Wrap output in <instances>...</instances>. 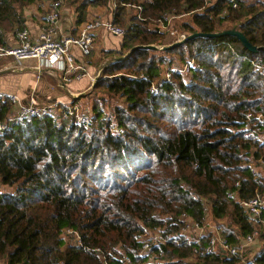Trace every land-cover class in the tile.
Returning <instances> with one entry per match:
<instances>
[{"label":"trees","instance_id":"16d2710c","mask_svg":"<svg viewBox=\"0 0 264 264\" xmlns=\"http://www.w3.org/2000/svg\"><path fill=\"white\" fill-rule=\"evenodd\" d=\"M40 1L0 0L1 43L7 45V27L26 28V10ZM63 1L77 8L82 24L88 8H108L113 0ZM114 2L113 21L125 29L118 58L162 45L161 26L174 15V27L188 36L239 27L264 47V0H241L237 9L227 0ZM193 59L189 75L176 72L164 82L168 68ZM257 65H264V50L251 53L233 37L139 49L104 68L96 82L94 92L104 99L124 100L105 123L98 106L92 130L54 116L9 123L0 134V186L15 192L0 193V263L241 264L199 257L196 245L143 251L154 233L179 235L187 219L204 224L209 214L233 244L259 230L264 246V211L254 219L243 205L264 196V177L251 166L264 162V144L244 131L248 115L264 116ZM14 111L0 101V123ZM93 120L102 123L94 127Z\"/></svg>","mask_w":264,"mask_h":264},{"label":"built area","instance_id":"2783aa9c","mask_svg":"<svg viewBox=\"0 0 264 264\" xmlns=\"http://www.w3.org/2000/svg\"><path fill=\"white\" fill-rule=\"evenodd\" d=\"M122 1V0H121ZM213 2V0H205ZM234 9L239 7L241 0H227ZM42 7H46V28L42 29L38 36L32 37L28 29L19 31L17 41L14 46H8L0 42V62L4 59L9 60L12 71L24 70V64L35 61L34 70L38 73L43 72L42 64L49 66L64 65V77L61 79L65 85H72L89 79L94 82L96 77H91L87 71L85 64L94 43L95 37L100 32L112 37L123 39L125 37V29L114 23L113 19L96 18L86 22L79 28L77 34L69 35L63 38L56 37L57 24L60 21L61 11L63 8V0H41ZM136 8L141 12V6H129ZM117 8L116 6L114 7ZM180 18L178 16H168L167 24L163 23L161 28L171 37V44L184 41L188 35L179 31L174 27L175 21ZM239 29V27H237ZM78 49L82 63H78L72 55L73 49ZM195 65V60H191L182 68H168L164 74V82H169L172 74L179 72L184 75L191 73V67ZM258 70L264 76V65H257ZM163 82V83H164ZM153 85L152 91L158 90L163 85ZM9 100L15 107L14 113L5 121L0 123V134L6 130L9 123L23 121L24 119L54 116L60 121H72L78 126L88 130L92 126V118L81 112L78 106L53 103L48 105H39L31 102L24 104L15 95L0 92V101ZM248 124L244 131L252 138L264 144V116L262 114L248 115ZM248 214L252 218H259L264 211V196L258 195L254 199L243 204ZM186 226L182 228L179 235L155 234L144 246V251L149 252L153 247L162 248L161 245L175 244L188 245L197 247L194 252L199 257L222 255L230 259H241V264H256L257 260L264 255V246L260 244V231L257 230L253 235L242 238L238 245L233 244L230 240L220 233L210 234L207 232L206 224L195 223L192 220H186ZM195 230V232H193ZM191 232V233H189ZM258 247V248H257ZM257 248V249H255ZM1 264V263H0Z\"/></svg>","mask_w":264,"mask_h":264},{"label":"crops","instance_id":"0c3cea01","mask_svg":"<svg viewBox=\"0 0 264 264\" xmlns=\"http://www.w3.org/2000/svg\"><path fill=\"white\" fill-rule=\"evenodd\" d=\"M115 6L116 4L113 0L110 2L108 8L90 7L87 10L88 13L86 21L79 24L77 8L64 2L60 21L57 24L56 37L63 38L69 35L77 34L79 31L78 29L81 28L83 24L96 18L114 20L117 9L114 8ZM29 10L30 11L26 14L25 29H28L32 37L35 38L39 35L42 29L47 26L46 16L48 9L46 7H42L41 2H38L29 7ZM108 40H110L111 43L107 42L106 44V41ZM120 40L121 39L104 34L103 32L96 35L94 46L87 57V63L85 64V67L91 77L99 79V75L102 70L107 67L106 65L113 61V59L118 58L115 54L120 51ZM16 41L17 36L6 37L8 46H14ZM72 55L78 63L83 62V58L81 57L78 49H73ZM42 68L43 72L45 71L44 73L51 71L59 76H62L64 73V65L51 67L45 63L42 64ZM11 69L12 64L9 60L4 59L0 62V92L17 96L24 104L34 102L39 105H47V103L51 104L55 101L65 102L67 100L73 101L75 99H77L75 102H78L81 96H84L81 94H84L83 92H86L88 89L93 87V83L89 79H85L72 85H65L62 83L68 88L64 87V89H62V96L53 97L54 94H57V89H55L53 84H51L47 77L43 75V72L40 74L31 66H26L24 70L16 72ZM45 75L54 77L49 74Z\"/></svg>","mask_w":264,"mask_h":264},{"label":"rangeland","instance_id":"374dc122","mask_svg":"<svg viewBox=\"0 0 264 264\" xmlns=\"http://www.w3.org/2000/svg\"><path fill=\"white\" fill-rule=\"evenodd\" d=\"M245 1H248V3H256L258 0H245ZM26 11H27L26 12V14H27L28 11H30V10L28 9ZM127 13H128V17L126 16V20L128 21L130 19V17H132L134 15V11L131 9V10H128ZM186 19H188V18H184V21ZM127 25L128 24L124 23L123 27L127 29ZM7 30H8L7 37H9V36L14 37V36H17L19 33V30L16 27H7ZM107 42L111 43L110 40L106 41V44H107ZM123 42H125V40L124 41L120 40L119 45H122ZM170 43H171V37L167 36V38L161 43L162 45H158V46L159 47L160 46L161 47L167 46V45H170ZM89 61H90V59H89ZM177 64H178V66L176 65V67H173V68H180V66L186 65V64L181 65L182 63L181 64L177 63ZM35 65H36L35 61H30V62L25 63L23 66H24V68H26V66L27 67L31 66L32 68H34ZM12 66L15 67V65H13V64H12ZM54 66H58V65H53L51 67H54ZM101 73L99 76L102 75ZM45 74H49V75H52L54 77H51V76H48ZM43 75L45 77H47L48 81L51 84H53L55 89H57L56 90L57 94H54L53 97L62 96V94H63L62 89H64V87H66L64 84H62V81H61V79H63V77H64V73L62 76L61 75L59 76V75H56L55 73H53L51 71H48L47 73H44ZM66 88H68V87H66ZM94 90L95 89H93V87H91L90 89H88V91L83 92L84 94H81V95H84V96H81V98L75 104H77L79 106L82 113L89 115L92 119H94L96 117V115L94 113V106L95 107L98 106V109L103 110L104 117H102V120H104V123H105L106 118L112 116V114L114 113L116 106H123L124 105V100L119 99V98H111V96H106V95H105V99H104V97H103L104 94H102L101 92H96V91L94 92ZM102 97H103V99H101ZM55 102H57V101H55ZM59 103H67V105H71L72 100H67L65 102H59ZM97 113H98V111H97ZM93 123H94V127H95L98 125V123L100 124L102 122H101V120L99 122L93 120ZM92 129H93V127L91 128V130ZM91 130H89V131H91ZM251 166H252V169L255 171V173H260L264 177V162L263 161L253 163ZM14 192H15V188L5 187L3 185L0 186V193H7V194L11 193L12 194ZM205 224L207 226V232H209L210 234H213V233H215V234L220 233L221 234V230L219 229L220 223L216 222L210 214L207 217ZM193 232H195V230ZM189 233H191V232H189ZM150 235H151V233L149 234V236ZM257 248H255V249H257ZM153 263L155 264L156 262H153ZM1 264H3V263H1Z\"/></svg>","mask_w":264,"mask_h":264},{"label":"water","instance_id":"95a60500","mask_svg":"<svg viewBox=\"0 0 264 264\" xmlns=\"http://www.w3.org/2000/svg\"><path fill=\"white\" fill-rule=\"evenodd\" d=\"M223 37H233L238 39L242 46L248 50L251 53L257 54L259 53L261 50H264V47H256L254 45H252L248 39L245 37V35L241 32V30L237 29V28H233V29H229V30H224V31H220L217 33H212V34H204V33H195L192 34L190 36H188L184 41L182 42H178V43H174V44H170L167 46H155V45H149V46H138L135 47L133 50H131L126 56H124L123 58H116L113 59V61L109 62L106 66L110 65L111 63H115V62H120V61H124L127 58H129L134 52H136L139 49H147V50H152V51H157V50H171L174 49L176 47H180L183 46L195 39L198 38H208V39H218V38H223ZM99 79H96V82H98ZM96 83L93 85V89L95 88Z\"/></svg>","mask_w":264,"mask_h":264},{"label":"bare ground","instance_id":"6f19581e","mask_svg":"<svg viewBox=\"0 0 264 264\" xmlns=\"http://www.w3.org/2000/svg\"><path fill=\"white\" fill-rule=\"evenodd\" d=\"M92 82V81H91ZM93 84H95L96 83V80L94 81V82H92ZM21 100V99H20ZM23 103V102H22ZM54 103H59V102H54ZM51 104H53V103H51ZM61 104H67V103H61ZM13 105V104H12ZM48 105V104H47ZM71 105H73V106H78V105H75V104H73V103H71ZM14 106V105H13ZM79 107V106H78Z\"/></svg>","mask_w":264,"mask_h":264}]
</instances>
